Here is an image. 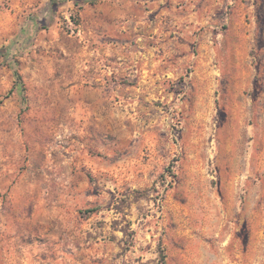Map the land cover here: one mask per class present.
Listing matches in <instances>:
<instances>
[{"label": "rangeland", "instance_id": "1", "mask_svg": "<svg viewBox=\"0 0 264 264\" xmlns=\"http://www.w3.org/2000/svg\"><path fill=\"white\" fill-rule=\"evenodd\" d=\"M0 264H264V0H0Z\"/></svg>", "mask_w": 264, "mask_h": 264}]
</instances>
